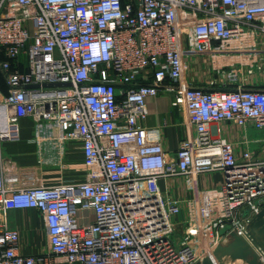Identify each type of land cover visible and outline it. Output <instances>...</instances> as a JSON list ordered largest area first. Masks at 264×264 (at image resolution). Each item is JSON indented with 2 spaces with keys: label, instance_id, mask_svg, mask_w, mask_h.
I'll list each match as a JSON object with an SVG mask.
<instances>
[{
  "label": "built area",
  "instance_id": "1",
  "mask_svg": "<svg viewBox=\"0 0 264 264\" xmlns=\"http://www.w3.org/2000/svg\"><path fill=\"white\" fill-rule=\"evenodd\" d=\"M231 48L249 49L248 73L264 75V0H0V264H195L233 231L250 240L264 155L248 133L264 129V88L224 64L212 88L186 78L187 58L220 63ZM161 93L184 113L175 154L142 124ZM25 117L39 150L55 148L49 163L65 167V142L81 141L84 179L21 181L3 143ZM223 124L241 136L228 139ZM215 173L220 183L198 186ZM177 177L190 195H174ZM26 207L42 215L44 254L22 253L8 224Z\"/></svg>",
  "mask_w": 264,
  "mask_h": 264
},
{
  "label": "crops",
  "instance_id": "2",
  "mask_svg": "<svg viewBox=\"0 0 264 264\" xmlns=\"http://www.w3.org/2000/svg\"><path fill=\"white\" fill-rule=\"evenodd\" d=\"M201 57V58H200ZM206 57L192 56L187 58L188 69L186 78L189 83L197 88H212L208 85L210 75L199 73ZM204 64V63H203ZM249 86L264 88V75L255 74L251 77ZM174 94L161 93L157 97L148 99V117L142 123L149 129L150 138L159 137L167 152L175 154L180 140L185 134L183 126L184 113L172 105ZM222 134L230 140H237L242 129L232 124H223ZM251 148L264 155V129L251 128L249 130ZM35 133L33 121L30 118H22L19 121V137L6 141L11 152L17 154L16 161L21 166L20 179L23 182L36 183L44 181L53 184L62 180H82L85 178L84 153L81 141H67L62 154L63 165L49 163L56 155L55 148L49 142L42 144L45 149H40V144L34 140ZM8 148V149H9ZM241 148L238 146L237 153ZM222 175H200L197 184L200 188H208L220 183ZM183 192L184 195H190ZM8 224L11 228L17 229L20 233V250L25 254H44L47 252V229L40 211L36 208H13L8 213ZM55 264H69L59 260ZM80 264V263H75Z\"/></svg>",
  "mask_w": 264,
  "mask_h": 264
},
{
  "label": "water",
  "instance_id": "3",
  "mask_svg": "<svg viewBox=\"0 0 264 264\" xmlns=\"http://www.w3.org/2000/svg\"><path fill=\"white\" fill-rule=\"evenodd\" d=\"M44 86L70 85L69 82H45ZM248 211H246V214ZM250 240L236 231L231 232L227 241L218 244L211 254H206L195 264H226L228 260L240 264H261L256 247L264 250V206L248 223Z\"/></svg>",
  "mask_w": 264,
  "mask_h": 264
},
{
  "label": "rangeland",
  "instance_id": "4",
  "mask_svg": "<svg viewBox=\"0 0 264 264\" xmlns=\"http://www.w3.org/2000/svg\"><path fill=\"white\" fill-rule=\"evenodd\" d=\"M227 53H229V55H227L224 58H221L222 60L220 61V63H217V62L214 63L213 62L214 59L212 57H207L205 59V61H203L204 64L202 62H200V64L202 65V70L199 73L204 74V75L206 74V76L210 75L212 77L214 74L215 64H221V65L224 64L225 69H230V68L241 69L243 72L242 76L247 77L249 79V81H251L250 79L253 75L260 74V72L257 70L256 66L254 67L255 70L253 73H248V69L251 66L250 64L255 63L254 55H252V52L249 49H247V48H242V49L231 48L229 51H227ZM211 77H209V78H211ZM8 148H9V144L7 142H4L3 143V151H4L5 157L15 159L17 154L14 152H11L10 148L9 149ZM171 185H173L172 189L174 191V195H177V196L183 195V192H185L187 190L186 183H185L183 177H177V178L171 179L170 186ZM178 218L182 219V215H179ZM226 264H240V262L233 263V261L228 260Z\"/></svg>",
  "mask_w": 264,
  "mask_h": 264
},
{
  "label": "bare ground",
  "instance_id": "5",
  "mask_svg": "<svg viewBox=\"0 0 264 264\" xmlns=\"http://www.w3.org/2000/svg\"><path fill=\"white\" fill-rule=\"evenodd\" d=\"M241 260H237V262H240Z\"/></svg>",
  "mask_w": 264,
  "mask_h": 264
}]
</instances>
